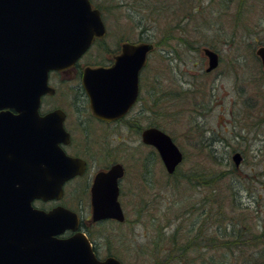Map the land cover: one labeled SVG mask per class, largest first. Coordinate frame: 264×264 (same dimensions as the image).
<instances>
[{
    "label": "rangeland",
    "instance_id": "1",
    "mask_svg": "<svg viewBox=\"0 0 264 264\" xmlns=\"http://www.w3.org/2000/svg\"><path fill=\"white\" fill-rule=\"evenodd\" d=\"M90 1L108 28V46L127 39L154 44L142 67L136 110L144 107L145 115L138 124L168 133L183 159L168 174L159 154L151 156L125 123L90 126L83 116L87 132L74 131L75 109L56 98L71 116L76 149L70 151L91 159L87 174L65 182L60 203L86 210L93 174L120 160L126 168L119 195L126 219L91 228L101 257L152 264L153 245L167 241L164 236L180 222L177 245L187 229L201 226L206 242L217 246L216 262L264 264V70L255 52L264 45V0ZM103 46L95 44L82 66L108 57ZM203 46L219 54L210 71ZM235 151L242 154L238 166L231 158ZM97 235L105 241L100 244Z\"/></svg>",
    "mask_w": 264,
    "mask_h": 264
},
{
    "label": "water",
    "instance_id": "2",
    "mask_svg": "<svg viewBox=\"0 0 264 264\" xmlns=\"http://www.w3.org/2000/svg\"><path fill=\"white\" fill-rule=\"evenodd\" d=\"M104 32L100 10L90 0H0V114H7L0 122L28 124L19 145L38 173L36 179H21L19 185L0 180V264H124L114 256L97 258L83 232L56 237L78 227L75 211L62 205L45 211L30 203L33 198L59 199L64 182L85 170L84 159L66 154L58 145L68 141L64 112L54 109L40 117L38 106L41 95L52 91L48 72L72 65ZM152 48L151 42H125L111 66L85 67L83 85L96 116L113 119L136 99L138 72ZM202 51L207 57L205 71L214 69L218 52L207 46ZM255 52L264 70V45ZM36 120L42 122V129L29 125ZM4 138L0 131V155L5 151ZM141 141L157 149L170 174L183 159L172 137L157 126L143 128ZM36 155L42 166L35 165ZM231 158L238 166L242 155L235 151ZM123 172L122 164L114 163L95 174L90 189L93 220L125 219L118 199Z\"/></svg>",
    "mask_w": 264,
    "mask_h": 264
},
{
    "label": "flooded vegetation",
    "instance_id": "3",
    "mask_svg": "<svg viewBox=\"0 0 264 264\" xmlns=\"http://www.w3.org/2000/svg\"><path fill=\"white\" fill-rule=\"evenodd\" d=\"M104 25H105V33L100 37H95L93 41L91 42L89 48L72 65H70L67 68H63L59 70L54 69L48 72L47 83L52 88V91L46 92L41 95L40 103L38 106V115L40 117H42L45 113L52 111L54 109H61L64 112L63 126L65 130L69 133L68 141L67 142L59 141L58 145L65 151L66 154L70 156L82 158L86 162L85 171L81 175H75L71 179L78 178V177L83 176L84 174H87L88 167L90 166V163H91V159L90 157H86L87 155L85 156L86 158L81 156L80 151L78 150L70 151V148L76 149V144L74 143V138H73V131L70 130L67 124V121L71 119V116L70 114L67 113L66 108L58 105V101L56 100V98L62 97L64 99L63 102L66 105L67 103H69V105H71L75 109V113H74L75 117L74 115H72L71 122L74 125V131H78L77 129H79V131H81V134L83 132L84 133L87 132L86 125L83 123L84 122V119H82L83 116L86 117L85 119H87L86 121L89 122L90 126H94V125L102 126V127L103 126H114V128H116L117 126L124 125L125 123L127 124L126 125L127 130H129L131 133L135 132L136 134L141 135V132L143 130V128L141 129V127L139 126L138 121L141 116L145 115V108L141 107L142 109L140 111L136 110L138 103H139V99H140V93L142 90V70L143 68H140L138 72V83H139L138 96L122 114L118 115L117 117L113 119H104V118H100L96 116L91 110L90 99L83 85V75H84L85 67L87 66L109 67L115 62L116 57L121 53L123 43L125 42L135 43L127 39V40L120 42L118 47L111 48L110 46L107 45V42H104L105 36L107 35V30H108L105 23ZM97 43L100 44L101 46L104 45L103 47L106 50V53L108 51L109 56L108 57L105 56V58L102 61H100L99 64H96L95 66H94L95 62L94 63L87 62L82 66L83 58L86 57V55L91 50V48ZM11 110L13 111L14 115L17 114L14 108H11ZM5 115L7 114H0V118L3 119ZM26 125L28 124L27 123H17L13 121L0 122V131H4V134H5V138H4L5 151L3 155H0V167H2L0 168V180L3 179V181L5 182L14 180L16 182L15 184L19 185V181L21 179H27V178L36 179L37 177V174H38L37 168L36 169L33 168V163L30 157H27L26 150H23L21 145H19L20 136L23 135V134L21 135V131L23 130L24 127H26ZM29 125L42 129V122L40 120L38 121L36 120L34 123L30 122ZM10 134H13L14 136L6 137V135L9 136ZM39 142H40L39 148L41 149L42 141L40 140ZM100 142L102 144V140ZM85 143H88V142H85ZM146 146L150 147L151 156L154 155V153H158V151L153 145L146 144ZM110 148H111V145H110ZM82 150L85 151V149H82ZM95 150L96 149H94V151ZM91 151L92 150H89L87 154L91 155L94 159L98 161V158L97 157L95 158L94 153L93 152L92 154L90 153ZM106 155H107V152H106ZM151 156L149 157L150 159H152ZM114 163L122 164L123 169H124L123 175L118 181L119 182V195H120V182L126 176V168L124 167L123 163L120 162V160L119 161L113 160V162H111L109 165H104L103 167L97 169L96 172L93 174V177L91 178V183L93 182L94 176L98 171L107 170ZM35 165L42 166V161H41L40 156L36 155ZM148 171L150 172L149 168H148ZM89 191H90V187H89ZM30 203L34 208L43 209L45 211H49L57 205L65 206L64 204L60 203V200H56V199L43 200L42 198H33L30 201ZM15 205H17L16 202H14V206ZM75 212L77 213V216H78V227L75 230L66 229L62 233L56 235V237L69 238V237L74 236L79 231L83 232L89 239L96 257L99 259H103L107 257V256L101 257V254L97 250V245L95 244V240L93 239L94 237H92V233L90 230L94 226L102 224L103 222H108V221L117 222V221L113 218L93 220L91 201L89 202L88 208L86 210H79ZM83 213L85 216H83ZM100 236L97 235L96 237L99 240V243L101 244L102 243L101 241L102 240L105 241V238H101Z\"/></svg>",
    "mask_w": 264,
    "mask_h": 264
},
{
    "label": "trees",
    "instance_id": "4",
    "mask_svg": "<svg viewBox=\"0 0 264 264\" xmlns=\"http://www.w3.org/2000/svg\"><path fill=\"white\" fill-rule=\"evenodd\" d=\"M204 181L205 183H209L207 179ZM206 211L207 210L204 212ZM206 217H208V215ZM195 229L196 231H194L193 228L187 229L185 233L186 236L182 237L184 242L177 245V241L182 235L180 222H177L172 232L164 236L167 241L161 240L154 245L151 243L154 246H152L151 252L149 251L153 259L152 264H220L216 262L217 246H213V242H210L213 240L209 239L208 242H206L207 237L203 234L204 229H202L201 226ZM161 231V234H166L165 231Z\"/></svg>",
    "mask_w": 264,
    "mask_h": 264
},
{
    "label": "bare ground",
    "instance_id": "5",
    "mask_svg": "<svg viewBox=\"0 0 264 264\" xmlns=\"http://www.w3.org/2000/svg\"><path fill=\"white\" fill-rule=\"evenodd\" d=\"M221 118V117H220Z\"/></svg>",
    "mask_w": 264,
    "mask_h": 264
}]
</instances>
